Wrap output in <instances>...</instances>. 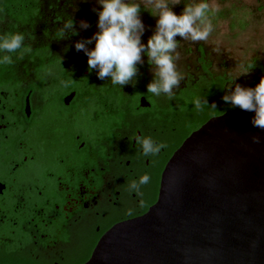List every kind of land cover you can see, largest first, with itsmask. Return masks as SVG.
I'll return each instance as SVG.
<instances>
[{"label": "flooded vegetation", "instance_id": "flooded-vegetation-1", "mask_svg": "<svg viewBox=\"0 0 264 264\" xmlns=\"http://www.w3.org/2000/svg\"><path fill=\"white\" fill-rule=\"evenodd\" d=\"M74 4L0 0V34L26 36L13 63L0 64L1 264L87 262L108 230L142 216L156 202L164 167L183 142L181 126L164 112L126 113L121 120L103 94V86L114 87L110 79L89 72L87 56L74 47L94 34L61 38L67 19L77 25L88 15L86 5L75 12ZM200 47L203 73L188 75L177 95L205 75ZM144 60L135 84L122 87L125 92L152 81ZM204 60L211 65L205 51ZM70 82L79 89H67ZM143 97L148 106L141 105ZM138 107L149 109L152 103L142 94ZM138 135L167 147L144 157ZM145 173L150 182L131 193L129 184Z\"/></svg>", "mask_w": 264, "mask_h": 264}, {"label": "water", "instance_id": "water-1", "mask_svg": "<svg viewBox=\"0 0 264 264\" xmlns=\"http://www.w3.org/2000/svg\"><path fill=\"white\" fill-rule=\"evenodd\" d=\"M253 117L230 109L191 132L156 202L108 230L84 264H264V143L251 140L264 131Z\"/></svg>", "mask_w": 264, "mask_h": 264}, {"label": "clouds", "instance_id": "clouds-1", "mask_svg": "<svg viewBox=\"0 0 264 264\" xmlns=\"http://www.w3.org/2000/svg\"><path fill=\"white\" fill-rule=\"evenodd\" d=\"M89 3L90 0H80ZM98 8L92 11L98 16L97 31L93 36L78 40L74 47L76 52H83L87 56L89 72L95 71L100 80L109 78L112 86L119 87L135 84L139 72V65H150L153 79L147 85V93L152 97H165L169 101L175 99L181 84L186 81V73L181 69V57L178 52L181 41L193 44L207 42L216 30L214 24L220 9L213 5L212 0H147L151 7H147L145 0H95ZM183 5V10L177 14L173 9ZM148 11L156 19L153 34L145 44L142 37L146 32L141 18V11ZM78 10V9H77ZM76 21L69 18L61 27L62 36H78L80 31L92 27L87 20H80L78 28ZM26 36L22 32L0 34V64H12V54L18 53L26 47ZM94 43V47L89 45ZM249 70L241 72L231 79L224 87H228L223 96L225 103L232 108H239L247 112H254L251 120L253 127L264 131V77L255 87H244L235 84L230 86ZM197 110L209 106L205 97L197 98L193 102ZM215 106V104L211 105ZM252 143H264V137L251 136ZM144 157H155L167 147L151 137H136ZM151 180L145 173L129 184L131 193L139 194L143 185ZM255 242L252 247L255 248Z\"/></svg>", "mask_w": 264, "mask_h": 264}, {"label": "rangeland", "instance_id": "rangeland-1", "mask_svg": "<svg viewBox=\"0 0 264 264\" xmlns=\"http://www.w3.org/2000/svg\"><path fill=\"white\" fill-rule=\"evenodd\" d=\"M74 11H78L82 4L88 7L86 19L92 27L86 31L93 35L98 29L96 22L98 16L92 11L94 7L98 8L95 0L89 3H81L80 0H74ZM146 6L151 7L145 0ZM214 6L220 9L219 15L213 21L216 30L207 42L193 44L189 41H183L179 36L177 40L181 41L178 52L181 57V69L188 75L197 77L202 74L201 64L198 60V46H202L205 51V57L211 63L210 70L216 75H226L234 79L241 72L249 70L247 75H242L231 83L234 89L235 84L244 87H255L260 79L264 77V0H212ZM143 9V6H142ZM177 14L183 10V5L173 9ZM81 15V13L79 12ZM141 18L146 27V32L142 37L145 44L155 29L156 19L146 11H141ZM79 23L76 25L78 28ZM94 47V46H93ZM257 63L259 66L252 67ZM148 74H153L152 70ZM228 91V87H227Z\"/></svg>", "mask_w": 264, "mask_h": 264}, {"label": "trees", "instance_id": "trees-1", "mask_svg": "<svg viewBox=\"0 0 264 264\" xmlns=\"http://www.w3.org/2000/svg\"><path fill=\"white\" fill-rule=\"evenodd\" d=\"M143 10V9H142ZM219 15V14H218ZM201 51V63L205 75L202 76L199 84L189 86L183 89L175 99L169 102H158L155 97H152L147 93L146 82L143 86L134 87L128 92H125L123 88L111 87L108 85L103 86V94L109 96L108 101L114 104L116 113L121 120L126 113H141L151 112L158 113L164 112L169 115V119H174L181 126V134L179 140L183 141L191 132L198 129L203 123H205L210 117L220 115L227 110L236 109L232 108L229 104L225 103L223 96L227 94V86L231 80L226 75H216L210 71V64L204 60V51L202 46ZM252 67H257L259 64L254 63ZM261 68V66H259ZM47 66L42 65V73L46 71ZM44 79V76H43ZM67 89H77L76 83H68ZM79 89V88H78ZM144 94L152 103V107L149 109H141L138 107L139 96ZM205 97L208 101V105L202 110H197L193 106L194 100L197 98ZM215 104L216 107L211 106ZM170 121V120H169ZM181 143V142H180ZM3 261H0V264Z\"/></svg>", "mask_w": 264, "mask_h": 264}]
</instances>
